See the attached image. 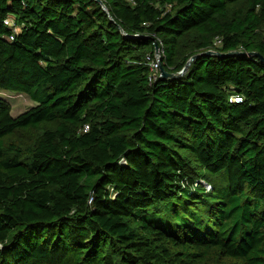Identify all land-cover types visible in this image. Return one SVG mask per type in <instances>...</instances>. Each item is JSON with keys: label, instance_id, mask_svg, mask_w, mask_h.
Wrapping results in <instances>:
<instances>
[{"label": "trees", "instance_id": "trees-1", "mask_svg": "<svg viewBox=\"0 0 264 264\" xmlns=\"http://www.w3.org/2000/svg\"><path fill=\"white\" fill-rule=\"evenodd\" d=\"M103 1L0 0V264H264V0Z\"/></svg>", "mask_w": 264, "mask_h": 264}, {"label": "built area", "instance_id": "built-area-1", "mask_svg": "<svg viewBox=\"0 0 264 264\" xmlns=\"http://www.w3.org/2000/svg\"><path fill=\"white\" fill-rule=\"evenodd\" d=\"M103 7H104V9H106V7L104 5H103ZM4 23L8 27L12 28L13 34H11L9 39L14 40L15 35L19 31L18 24H16L14 18H12V17L5 18ZM219 42H220V40H217V43H219ZM154 43H155V52H154L153 56L152 55L148 56V60L150 61L149 64H150V68H151V76H150L151 81L155 80L158 76L162 75V71H161L162 55L164 53L163 47H160L156 41ZM230 100L234 101V102H242L243 97L239 94H235V95L231 96ZM205 185H206L208 190L211 188L210 184H205Z\"/></svg>", "mask_w": 264, "mask_h": 264}, {"label": "rangeland", "instance_id": "rangeland-1", "mask_svg": "<svg viewBox=\"0 0 264 264\" xmlns=\"http://www.w3.org/2000/svg\"><path fill=\"white\" fill-rule=\"evenodd\" d=\"M0 98L6 100L12 107V115L17 116L36 104L25 93L10 90H0Z\"/></svg>", "mask_w": 264, "mask_h": 264}, {"label": "water", "instance_id": "water-1", "mask_svg": "<svg viewBox=\"0 0 264 264\" xmlns=\"http://www.w3.org/2000/svg\"><path fill=\"white\" fill-rule=\"evenodd\" d=\"M102 5H105L104 4V1L103 0H98ZM234 53H237L236 51H231V52H228V53H220L218 51H213V50H208L206 52H201V53H198L196 55H193L187 62V64L185 65V67L179 71V72H168L164 67H161V71H162V74L165 76V77H179L181 75H183L185 73V71H187V69L190 67L192 61L197 58V57H201L203 56L204 54H207V55H211V54H217V55H233ZM255 55L257 56H260V54L258 52H255ZM261 59L264 61V57L261 56Z\"/></svg>", "mask_w": 264, "mask_h": 264}]
</instances>
